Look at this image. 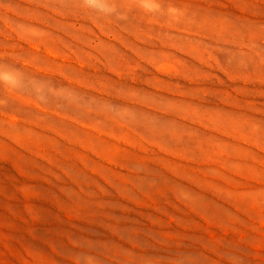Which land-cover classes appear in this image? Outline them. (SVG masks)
<instances>
[{"label":"rangeland","instance_id":"374dc122","mask_svg":"<svg viewBox=\"0 0 264 264\" xmlns=\"http://www.w3.org/2000/svg\"><path fill=\"white\" fill-rule=\"evenodd\" d=\"M0 264H264V0H0Z\"/></svg>","mask_w":264,"mask_h":264}]
</instances>
